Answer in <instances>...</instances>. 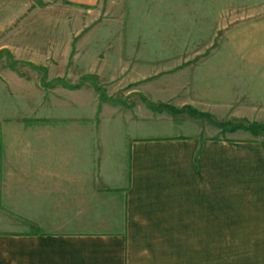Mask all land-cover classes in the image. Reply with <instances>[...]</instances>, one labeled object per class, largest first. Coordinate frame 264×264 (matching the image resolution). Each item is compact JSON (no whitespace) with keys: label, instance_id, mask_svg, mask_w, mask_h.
I'll use <instances>...</instances> for the list:
<instances>
[{"label":"crops","instance_id":"crops-1","mask_svg":"<svg viewBox=\"0 0 264 264\" xmlns=\"http://www.w3.org/2000/svg\"><path fill=\"white\" fill-rule=\"evenodd\" d=\"M198 72L171 93L178 107L263 122L248 71ZM0 82V264H264L261 135L100 102L88 82ZM154 88L137 93L153 101Z\"/></svg>","mask_w":264,"mask_h":264},{"label":"rangeland","instance_id":"rangeland-1","mask_svg":"<svg viewBox=\"0 0 264 264\" xmlns=\"http://www.w3.org/2000/svg\"><path fill=\"white\" fill-rule=\"evenodd\" d=\"M209 65L246 70L264 87V0H100L88 9L62 0H0V81L10 84V94L22 92L23 82H88L100 102L142 104L157 117L190 116L203 113L178 107L171 93L181 84L192 92L200 67ZM143 83L155 86L153 101L137 93ZM255 109L264 118V101ZM157 117L154 134L167 136ZM197 118L264 139L253 127L264 126L263 119Z\"/></svg>","mask_w":264,"mask_h":264},{"label":"trees","instance_id":"trees-1","mask_svg":"<svg viewBox=\"0 0 264 264\" xmlns=\"http://www.w3.org/2000/svg\"><path fill=\"white\" fill-rule=\"evenodd\" d=\"M191 114H190V116H192V117H194V118H197V117H205V118H207L208 120H211L210 119V117L208 116V115H203V114H200V113H197V112H195V111H193V112H190ZM220 126V128H224L225 126L224 125H219ZM253 127L254 128H256V129H260L262 132H264V126H258V125H253ZM237 127H235V128H232V129H236ZM245 129V128H244Z\"/></svg>","mask_w":264,"mask_h":264}]
</instances>
